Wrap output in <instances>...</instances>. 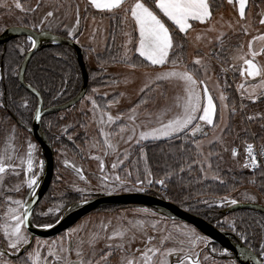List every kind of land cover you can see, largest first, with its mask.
<instances>
[{"label":"rangeland","instance_id":"374dc122","mask_svg":"<svg viewBox=\"0 0 264 264\" xmlns=\"http://www.w3.org/2000/svg\"><path fill=\"white\" fill-rule=\"evenodd\" d=\"M16 3H20L23 10L17 8ZM220 5H222V9H220V11H217L218 15L215 16V18L211 17L210 21L203 24L195 22L193 23V28L189 29L190 33H184L187 40L189 41L191 54L189 58L192 57L193 62L197 58L201 59L203 67L197 66L201 73V80L206 81L207 88L209 89V94L213 96L216 106L218 105L220 107L219 124L209 132L204 130V133H206V135L197 133L196 136L193 137L191 136L190 131H188L180 136V138L183 137L182 139L185 142H191L195 150V165L198 166L201 174L203 175V178L211 176L210 168L212 169L211 158L213 156L217 158V164L220 165L222 170H239L242 168V165L240 164L241 160L236 155L233 156L232 154L234 140L236 135L240 131L241 126L239 116H236L234 118L235 131L233 136L223 137L221 135V131L225 123L226 113L225 109L222 107V104H224V102H222L219 98L222 93L220 90L217 75L229 76V74H232L231 72H237V69L242 66V62H234L232 57L237 55L241 49L243 52L247 53L248 43L250 41H253L254 37L258 35H264V24L260 23V20L264 19V2L257 10H254L253 6L251 5L250 8L247 7V4L245 10V19H241L239 17L235 18L233 16V14L237 16L239 15L235 2L233 4H229L228 1L225 0L223 4L213 5V8L219 9V7H221ZM92 10L94 9L89 6V4H86L83 0H0V31L6 26L31 25L30 27H32L35 31L48 30L54 34L73 39L82 48L87 49V47H90L93 53H99V51H102L104 47L105 36L107 32V18L93 16L91 13ZM49 11H52L54 15L45 19L46 14ZM99 13L107 15L115 14L116 11H102ZM77 19H79V23H77ZM33 25H36V27H33ZM130 28L131 21L130 23L128 22L127 25L123 22L122 29L118 36L120 45L124 46L122 52H120V58L123 60H126L128 58L129 42L131 41ZM210 28L213 30L209 31ZM244 29H247V34H245ZM70 32L71 35H69ZM228 36H230L231 39L223 44L224 46H215V44ZM23 39H20V41L14 45V50L17 51L20 55H22L26 51H20V48L26 49V43L30 47V41L27 38ZM115 45L116 44H114V46ZM261 46V42H254V47L256 49H259ZM221 54L224 55L223 58L225 60L221 59ZM256 60L259 63L264 64V55L256 57ZM84 63L89 68L95 67L94 63L91 61V53H89L88 51L85 52ZM234 63L236 64L235 69L233 67ZM139 69L141 70L142 68ZM179 69L182 70L181 68ZM115 70L118 71L120 76L116 77L114 75V77H109L106 76L102 71L100 77H105V81L103 83L104 85L90 88L84 100L77 106H75L71 110V112L77 111V109L80 110V108L85 109L88 105H90L91 107V130L87 131L89 143L86 144V148L83 153L88 156H92V154H96V156H99L101 162H97L94 164V170L99 171L101 168H103L102 166L104 165V155L115 154L116 156L119 153L118 151L120 150L126 153L127 150L132 147V145L134 146L137 144L140 145L142 149L139 150L138 154L140 155V160L137 164L138 168L136 167L135 169L134 164L133 170L137 171L139 175L142 174L145 184L144 186H147V184H149V180L156 183V181H160L162 179H155L150 176V158L148 159V156L145 152V143L154 139H141L140 133L142 131H150L153 127H158L160 125L161 119L166 122L175 114L177 110L174 107V98L178 94H181V87L176 81H165V87H163L164 90L162 89L163 91H160V87H157V91L155 93H150L151 95L149 94V96L143 98L142 103L140 101L136 106L134 105L135 107H132L133 103L139 97V94H141L143 89L146 87L145 85L152 82L153 80H156L157 74L162 71H141L138 72L139 76L134 79L130 78L131 76H127L128 72L132 73V71L129 69L117 68ZM259 81V77H257L256 80H252L251 78L238 77L237 81L233 82L234 90L237 94L236 96L240 100V103L244 102L245 100L247 103H250L253 106L248 109V115L245 114L244 111V114L248 119H257L260 117H264V95H260L258 93L257 95L249 98L247 93H242L239 90V85L243 83L245 84V87H248L254 84H258ZM202 88L203 86H201V91ZM113 92H119L121 93V95L114 93L117 94L114 98ZM240 96H242L244 99ZM18 100V102L22 104L21 106L23 107L25 104H28V100L23 95H20L18 97ZM93 100L96 101V104L99 106L98 108H94L92 104ZM165 109H171V111H168L167 115H163ZM120 114H122V116H125V118H127V120H129L131 124H126L123 122L117 125V123H119L121 120ZM107 115L113 116L114 121L109 122L107 120ZM117 117H119V119H116ZM132 117H134L135 119H131ZM0 121L5 123L8 122L7 117L2 116L0 118ZM113 124L116 126L111 129V126ZM122 127L124 128V131L120 132V128ZM133 129H135L134 132ZM106 140L107 142H105ZM31 144L35 146L33 142H31ZM212 144H215V146L211 147ZM261 146L262 145H260V147ZM27 148H29L28 142H26L25 150ZM15 149L20 152L19 157L24 155L23 147H15ZM36 149L37 148L35 146L32 153L33 168L35 173L40 171L41 165L40 158L36 156V154H38ZM115 150H117L116 153L114 152ZM212 151L216 152V154L213 155ZM63 155L64 157L61 159L62 161L75 160V157L70 155V153H63ZM114 164L116 165L115 168L113 167ZM120 164V162H114L113 159L110 158L109 170H111L113 174H106V176L111 179L112 188H119L120 184H122L119 183L118 180H116V177L119 176L118 171L120 170ZM103 169L106 172L107 166ZM65 175L68 177V180L65 179V182L60 183V185L58 186L57 181L54 182V185H52L49 190V197L52 198V196L54 197L55 195L59 197L61 194H64L66 191H68V188H72L75 191L82 192L84 191V186H86V190H90L88 189V187H93L91 184H83L82 182L77 180L75 176L67 173H65ZM61 178L63 179V177ZM157 185L160 191L164 192L166 186L159 183H157ZM59 188L61 189L58 191ZM239 194L241 195V200L244 199L246 200L245 202L257 203L260 200L255 188H247V190H241ZM229 200L233 201L235 199ZM51 203L52 202L49 201L48 197L42 202V206L40 208L42 214L48 216H55L57 214L58 210L61 207L60 204L57 202L52 204ZM135 212L136 211L133 210L121 211L119 213L121 215H118L116 219H114V214H112V216L99 213L88 214L87 216L83 217L77 225L81 228L77 232H80L79 239L81 241H85L89 240L90 237H92L91 233L89 232L90 229H87L86 224L84 223L86 221H89L90 219L91 225L95 224L102 226L103 224H114L111 228V235H109V232L105 231L101 235L102 239L108 242L109 239H107L106 236H113V233L117 230H124L125 235L123 237H115H118V240L124 242L123 244L127 246L128 250L134 251V247L136 245H140L142 241H144V244L147 242V240L149 241V239L146 237L147 234L144 233L145 231L141 232L139 229H135L134 227L123 229V226H119L118 224L120 223V221H124L126 219L129 220V218L134 215ZM137 212L140 213L142 211L137 210ZM232 222L233 221L230 218H227L225 220L224 227L227 228L228 226H231ZM185 226L187 228L193 229L189 225L177 222L172 224L169 223V225L162 222L159 223L158 234L159 248L161 249V251L174 249V253L176 255H180L181 253L179 254V252L181 248L187 251L190 247H192L190 246L187 238L182 235V232L185 230ZM82 227H84L85 229ZM82 229H84V232L81 231ZM161 241H163V243H161ZM206 241L207 240L203 238L202 240L197 242L196 246L192 249L193 261L197 260V255H195L196 253H194V251L198 247L200 248L205 245ZM37 247H39L40 249V244L35 245V247L31 251H33ZM147 248H150V246ZM147 248L146 245L143 246V252ZM139 249L141 248L139 247ZM78 250L81 249H75L73 253L70 254H68L67 251L64 250L63 255H60L68 259L70 257L76 256ZM46 252L48 253V248ZM137 254L138 251L136 254L132 253L131 259H133L134 261L138 260V258H136ZM204 257L205 255L199 258L198 264H204L203 262H201ZM160 259L161 256L159 253H157L154 261H156L158 264ZM163 259L168 260L169 264H171L172 260L168 257H163ZM124 260V257H121L120 260L115 259L112 262L113 264H124ZM208 262L209 264H235L233 261H228L226 259H223L222 261L214 260L212 263L208 259ZM54 263V258L52 257V260L50 262L48 261V264ZM101 264L103 263L101 262Z\"/></svg>","mask_w":264,"mask_h":264},{"label":"flooded vegetation","instance_id":"af4514ba","mask_svg":"<svg viewBox=\"0 0 264 264\" xmlns=\"http://www.w3.org/2000/svg\"><path fill=\"white\" fill-rule=\"evenodd\" d=\"M5 28H3L0 31V33ZM19 38H26V37H19ZM12 40L8 41L3 45H0V47L5 46ZM17 73L14 74L13 76L18 81ZM7 78L8 75H6L3 67L0 64V118L1 116L7 117V121H8L7 123L0 121V152H3L6 147H9L11 145V147H14V149L15 147H23L24 155L19 157L20 152L15 149L13 160L9 162L11 164V167L6 166V172L5 174H2L4 176V180H3V187L0 188V217H4L5 212L7 210V206L15 207V205L11 203V200H22L25 202L27 196L31 195L32 191L36 192V190L39 188L41 184V181L43 179V174L46 169L43 149L40 143L38 142V140L35 138V136L31 133V130L33 129L32 117L34 111L37 108L38 100L35 96H33L28 91H26L18 81L19 87L22 89V95L26 97V99L28 100L27 107L21 106L22 104L18 102L19 101L18 98L15 99L12 95L9 94L7 87L8 85ZM33 89H35L39 93L42 100L43 108L61 105L72 99L79 92L78 91L75 95H73L72 97L66 100H59L56 103H51V102L48 103L47 101L44 100L42 94L36 88ZM87 93H88V89L86 90L82 99L79 100L75 105L57 111L55 113L45 114L40 118L38 132H40V134L43 137H45L46 141L49 143L52 149L53 169L45 191L43 192V194L41 195L37 203L33 206L30 212V220L33 226L35 227L47 228L49 227V225L51 227L63 217L65 212L72 205L78 202L100 197L102 195L139 194L143 196L145 195L149 197L161 198L163 200H167L165 197H163V192L160 191L157 183L152 182L147 184V186H144L145 184L143 181L142 174L139 175L137 171L133 170L134 164L136 169L138 161L140 160V155H138L139 150L142 149L140 145L137 144L134 146L132 145V147L128 149L126 153H124L122 150L118 151L119 153L117 154L118 156L116 155L117 157L115 156V154L104 155L103 156L104 162L102 161L104 165L102 167L104 168L107 166L106 172L104 171L103 168H101L99 171L93 169L95 163L101 162L99 156H96V154L94 155L92 154V156H88L83 153L86 148V144L89 143V137L87 135L88 134L87 131L91 130V107L90 105H88L87 108L85 109L80 108V110L77 109V111L71 112V110L75 106H77L79 103H81L84 100V98L87 96ZM120 119L121 120L119 123H117V125L123 122L126 124L130 123V121L127 120L125 116H122V114H120ZM114 126L116 125L113 124L111 126L112 128L111 127L110 128L113 129ZM13 129H15L14 139H12ZM26 142L28 143L33 142L37 148L36 151L38 154H36V156H38L41 161L40 171H38L37 173L34 172L33 167L31 171H29L27 168L26 161L28 159L27 154L29 148L25 150ZM9 150L11 151V148H9ZM114 152L116 153L117 150H115ZM63 153H67V154L70 153V155L75 157V160L62 161L61 159L64 157ZM110 158H112L114 162L117 161L121 163L119 167L120 170L118 171V175L120 176L119 183L122 184H120L119 188H112L111 179L106 176V174L107 175L113 174L112 171L109 170ZM21 160H24L25 163L21 164ZM65 173L75 176V178L80 182H82L83 184L85 185L91 184L93 187L90 188L88 187V189L90 190H86V186H84L85 188L84 191L82 192H78L73 190L72 188H68V191H66L64 194H61L59 197L57 195H55L54 197L52 196V198L49 197L48 193L52 185H54V182L57 181V186H58L60 185V183L65 182V179L68 180V177L65 175ZM61 177H63V179ZM31 178H35L37 180V183L32 188H29L28 181ZM16 187L19 188V191L12 190ZM60 189L61 188H59L58 191ZM9 197L11 198V200H8ZM47 197L49 198L50 202L52 203L57 202L61 206L55 216H50V215L48 216L42 214V212L40 211L42 202ZM5 201H7V204L5 203ZM236 202H245V201L237 200ZM203 203L209 206L213 204L212 201H204ZM217 204L218 206H220V210L223 214L232 212V211H225L228 207H230L233 204L231 203L230 200H226L224 202ZM178 207L187 211L186 208L180 206ZM141 209H147V211L146 212L142 211L138 213L137 210H141ZM124 210H133L136 212L134 213V215H132L129 218V220L126 219L124 221H120V223L117 222L119 223L118 225L123 226L122 227L123 229L134 227L135 229H139L141 232L145 231L144 233L147 234L146 237L148 239L152 238L150 245L148 240L145 244L144 241H142L140 245H136L134 247L135 249L133 251V250H128L127 246L123 244L124 242L117 239L118 237H114L108 242L104 241L101 235L105 231L109 232L110 233L109 235H111L112 233L111 228L114 224L113 225L103 224L106 225L107 227L106 229H102L100 225H95V224L91 225V219L89 221L85 220L87 223L86 222L84 223L86 224L87 229L91 230V231L89 230L91 235L98 234L100 238L98 239L97 242H95L94 246L89 245L90 239L85 241L83 240L81 241L79 239L80 232L79 233L77 232L81 228L77 225L82 220L83 217L87 216L88 214L99 213L103 215L107 214L110 216L114 214V219H116L118 215L119 216L121 215L119 213ZM227 218L228 217H224L223 220H221V222L223 223V227L217 228L215 224L212 225L221 231L227 230L232 232L235 236L233 240L235 242L242 243L244 246L249 248L257 256L259 261L262 264H264V254H262V245H264V240L263 239L260 240V245L257 248L255 247L256 249H254L252 243L250 244L248 240L240 237V235L236 233V231L233 228L234 226L233 222L231 226H228L227 228L224 227L225 220ZM137 222H139V224L141 225L140 227L136 226ZM160 222L166 223L167 225H169V223L172 224L176 222L189 225L190 227L195 229V231L200 237L205 238L207 240L205 245H203L200 248L198 247L194 251V253H196L195 255H197L198 261L199 258L205 255V257L201 260V262H203L204 264H209L208 259L211 261V263L214 260L222 261L223 259H226L228 261L229 260L233 261L235 264H239L235 260L234 254L231 251L224 248L220 243L213 241L212 239H210L209 237L198 231L193 225L184 221L171 219L167 217V215H165L159 209L143 203H128L121 205L110 204V205L99 206L82 215L80 218L74 221L71 225L67 226L65 229L48 237L32 236L31 233L25 227L26 233L29 236V244L25 245V248H27L28 251H31L35 247V245H37L39 242L41 246L40 252L42 254V257L46 258L47 261L49 262L52 260V257L49 258L50 256H48V253L46 251L50 245L55 243L57 248H59L60 245H63L64 250H66L68 254L73 253L75 249H81L79 251H82V256L78 257L76 254V256L67 259V261L70 262H76L82 259L85 262L91 260L93 264H95V262L97 261H99V264H101V262L103 264H113L112 261H114L115 259L120 260L121 257H124L125 259L124 264H126V261L128 259H131L132 253L136 254L137 249H139L140 247L141 248L139 249L140 252L138 251V254L136 256V258H138L136 262L137 264H140V258L143 252L142 250L143 246L146 245V248L149 246L150 248H159L158 227ZM84 229H82L81 231L84 232ZM109 235L106 236V238L109 237ZM119 244H123L124 249L117 248L116 245ZM109 245H111L112 247H108ZM0 252L5 253L3 257H0V261H7L10 262V264H24V258L27 255L24 249H19L14 252L11 248H9L7 240L3 237L2 232H0ZM63 252H61L60 254L63 255ZM182 253L183 252L180 251L179 252L180 255H176L175 253H173L171 256H168V258L172 260L171 264H180V260L183 257ZM149 255H151V253H149ZM102 256H107V259H101ZM155 257H153V260ZM54 262L56 264H64V261H59V262L54 261ZM29 264H31V261H29Z\"/></svg>","mask_w":264,"mask_h":264},{"label":"trees","instance_id":"16d2710c","mask_svg":"<svg viewBox=\"0 0 264 264\" xmlns=\"http://www.w3.org/2000/svg\"><path fill=\"white\" fill-rule=\"evenodd\" d=\"M216 1L221 2L223 0ZM263 2L264 0H248L247 7L250 8L251 5L254 10H257ZM91 13L93 16L108 18L111 24L106 50L101 54H92V61L95 67L89 68L85 65L88 74V90L104 85L105 77H100V75L104 67L108 65L124 64L135 68H150L136 56L129 63L117 59L114 46L120 27L117 15H104L94 10ZM21 26L33 29L30 27L31 25ZM173 37L174 44L177 47L170 53V61L179 57L180 62L178 66H187L189 69H192L194 62L189 58L191 55L189 44L181 34L174 32ZM20 39L23 38H16L5 46L0 47V64L6 75H8L7 87L9 94L15 99L22 95V89L13 75L17 73L24 54L30 48L26 43V51L22 55L15 51L14 45ZM229 39H231L230 36L224 38L222 43L220 41L215 46H224L223 44ZM82 51L84 59L85 52L88 50L82 48ZM220 56L221 59L225 60L223 54ZM169 64L172 65L171 62ZM195 67L198 68L197 66ZM231 73V75L229 74L231 77L228 75H217L221 93L226 97V100L223 102L227 104V108H224L226 116L221 135L223 137L233 136L235 131L234 118L239 116L241 126L240 131L235 137L234 147H239L240 149V154L237 157L241 160V169L222 170L220 165L217 164V158L213 156L211 158V176L203 178L198 166L195 165V150L191 142H185L182 139L183 137L180 138L186 132L172 138L150 140L145 143V152L148 159L150 158V176L155 179L161 178L164 181L166 188L163 192V197L177 206L186 208L187 211L198 215L207 222L215 224L217 228L223 227L221 220L224 217L230 218L233 221V228L236 233L248 240L250 244L252 243L254 249H256L260 245V240H264V213L256 210L240 209L223 214L220 206L217 204L234 198L236 201H246L244 199L241 200L240 191L247 190V188H255L260 198L257 203L264 205V171L262 168L251 170L245 167L242 154L244 145L251 141L259 146L262 145L261 147L264 150V117L257 119L246 118L245 114H247L248 109L252 105L245 100L240 103V100L236 96L233 82L237 81L238 77H241L238 71ZM198 79L201 80L200 71ZM24 80L31 87L36 88L42 94L45 101L56 103L59 100H66L72 97L79 91L82 76L72 48L67 45L45 46L39 48L31 56L24 73ZM164 85V82L157 81L144 88L132 107H135L140 101L142 103L143 98L149 96L150 93H155L157 87H160V91H163ZM115 95L117 94H113L114 98ZM240 97L243 98L242 96ZM216 107L215 127L219 124L220 120V107L218 105ZM233 109L235 110V114H232ZM215 127L210 126L206 131L209 132ZM214 146L215 144L211 145V147ZM212 154L214 155L216 152ZM204 201H212L213 204L211 206L205 205Z\"/></svg>","mask_w":264,"mask_h":264},{"label":"snow or ice","instance_id":"6c2138e0","mask_svg":"<svg viewBox=\"0 0 264 264\" xmlns=\"http://www.w3.org/2000/svg\"><path fill=\"white\" fill-rule=\"evenodd\" d=\"M234 2L238 4L240 18L245 19V10L248 0H228L229 4H233ZM125 3L126 0H89V4L98 10L114 12L115 10L123 9L125 19H127L128 13L130 12L135 29L138 30L139 33L138 47L136 48L139 56L150 62L151 65L163 66L171 62L172 68L158 73L156 79L157 81H176L181 87V94H178L174 98V107L177 110L175 114L166 122L161 119L158 127H153L150 131H142L140 133L141 139L151 138L156 140L160 138H172L180 133L188 131H190L193 137H195L197 133L206 135L201 124L194 122L200 121L203 122L204 125L215 127L214 117L217 114V107L214 103L213 96L209 94L206 81L198 79L199 68L195 66L203 67L202 61L200 58H197L194 61L192 69L185 66L183 70L178 68L180 62L179 57L171 59L170 61V53H172L177 46L174 44V37L170 32V27L167 25V22H171V25H174L180 33H188L189 29L193 28L192 22L203 24L210 21L212 17L210 0H152L151 4H149L147 0H134V3H132L129 8H124ZM16 7L23 10L20 3H16ZM53 15L54 13L49 11L45 19ZM163 18H166V20ZM77 23H79V19H77ZM260 23L264 24V19H261ZM33 27H36V25H33ZM212 30L211 28L209 29V31ZM244 31L245 34H247V29H244ZM69 35H71V32ZM27 39L30 41V47L35 48L37 43L36 40L31 36ZM255 41L261 42L262 46L259 49L254 47ZM20 51L23 52L25 49L20 48ZM261 55H264V35H258L253 38V41L248 43L247 53L243 52L241 49L237 55L232 57L234 62H242V66L237 69L241 77L251 78L252 80H256L257 77L260 78L258 84H254L249 88H246L243 83L239 85V90L242 93H247L249 98L258 93L264 95V64L256 60V57ZM233 67L234 69L236 68L235 63ZM201 86H203L202 91ZM219 98L222 102L226 100L223 94H221ZM205 100L206 103L204 102ZM92 104L94 108L99 107L95 100L92 101ZM24 107H27V104H25ZM222 107L226 109L227 104H222ZM168 111H171V109H165L163 115H167ZM232 114H235L234 109L232 110ZM116 119H119V117ZM131 119L134 120L135 118L132 117ZM107 120L113 122L114 118L111 115H107ZM123 131L124 128H120V132ZM134 131L135 129H133V132ZM14 133L15 129H13L12 139H14ZM105 142H107V140ZM9 148H11V151ZM34 148L35 146L29 143L28 159L26 161L29 171H31L33 167L32 152ZM14 153L15 149L11 147V145L6 147L3 152H0V188L3 187L4 176L2 174H5L6 166L11 167L9 162L13 160ZM232 154L233 156L237 154L235 149L232 150ZM247 154L251 161V165L255 168L257 166V159L253 154L252 144H247ZM23 163H25V161L21 160V164ZM248 166V164H245V167ZM113 167L115 168L116 165L114 164ZM116 180L119 181L120 177L117 176ZM36 183L37 180L31 178L28 181V187L32 188ZM149 183H152V181L149 180ZM156 183L163 185L164 181L160 180L156 181ZM12 190L19 191V188L16 187ZM8 200H11V198L9 197ZM5 203L7 204V201H5ZM11 203L14 204L15 207L7 206L4 217H0V232H2L3 237L7 240L9 248L14 252L19 249H24L27 253L24 258V264H29V261H31V264H48L47 259L42 258L39 247L33 251H28V249L25 248V245L29 244V236L26 233L25 226L29 223L30 210L22 200H11ZM231 203L235 204L236 201L233 200ZM140 211L146 212L147 209H141ZM136 226L140 227L141 225L137 222ZM101 227L102 229H106L107 226L102 225ZM124 235V230H117L113 233V236L107 238L111 240L115 236L123 237ZM182 235L187 238L192 247L187 251L181 248L180 251L183 252V258L180 260V264H186V262L187 264H198V259L195 261L192 260V248L203 238L197 235L195 229L187 228L186 226ZM99 238L98 234H93L89 240V245L94 246ZM151 239L152 238H149V243ZM161 243H163V241H161ZM108 247L112 246L109 245ZM116 247L124 249L123 244L116 245ZM63 251V245L57 248L56 244L53 243L48 248V256L53 257L54 261H64V264H93L91 260L87 262L82 259L76 262L67 261L66 257L60 255ZM137 251L140 250L137 249ZM174 251V249L161 251L160 248H147L141 254L140 264H157V262L153 260V257H155L157 253L161 256L158 264H169L168 260L163 259V257L171 256ZM149 253H151V255H149ZM262 254H264V245H262ZM4 255L5 253L0 252V257ZM77 256L81 257L82 251L78 250ZM101 259H107V256H102ZM0 264H10V262L0 261ZM95 264H99V261L95 262ZM126 264H137V262L133 259H128Z\"/></svg>","mask_w":264,"mask_h":264},{"label":"water","instance_id":"95a60500","mask_svg":"<svg viewBox=\"0 0 264 264\" xmlns=\"http://www.w3.org/2000/svg\"><path fill=\"white\" fill-rule=\"evenodd\" d=\"M31 36L36 40V47H30L28 51L24 54V57L18 68V81L20 85L33 96H35L38 100V105L36 110L33 113L32 123L33 129L31 133L35 136V138L40 143L43 153L45 156L46 169L43 174V179L39 188L36 192L32 191L31 195H28L25 200L26 207L30 210L37 203L43 192L45 191L48 182L50 180L52 169H53V154L52 149L49 143L46 141L45 137H43L40 132H38V126L40 118L45 114L55 113L57 111L66 109L75 105L79 100L84 96L87 85H88V74L86 70V66L83 59V51L82 48L77 44L73 39H69L63 37L61 35L54 34L48 30L35 31L29 27L25 26H9L6 27L0 33V45L7 43L12 39H16L19 37L28 38ZM67 45L73 49L76 57L77 64L81 71L82 76V84L79 92L69 101L48 108H43L42 100L39 93L27 85L24 81V73L27 68V64L31 58V56L39 49L45 46H60ZM38 117V118H37ZM128 203H143L149 206H153L163 212L167 217L175 220H180L187 222L193 225L198 231L212 239L220 243L224 248L228 249L234 254L235 260L239 264H262L257 256L242 243L235 242L233 238L234 234L227 230H219L209 222L203 220L199 216L191 214L172 202L167 200H163L161 198H154L149 196H143L139 194H111V195H102L100 197L92 198L86 201L78 202L72 205L63 215V217L53 226L47 228H38L33 226L29 217V223L25 226L27 230L31 233L32 236L38 237H48L54 235L61 230L65 229L67 226L71 225L74 221L80 218L85 213L91 211L94 208L104 205H121ZM240 209H249L256 210L264 213V206L254 202H236L228 207L225 211H236ZM31 236V237H32Z\"/></svg>","mask_w":264,"mask_h":264},{"label":"crops","instance_id":"0c3cea01","mask_svg":"<svg viewBox=\"0 0 264 264\" xmlns=\"http://www.w3.org/2000/svg\"><path fill=\"white\" fill-rule=\"evenodd\" d=\"M86 4H89V0H83ZM228 1V0H227ZM126 2H129V3H126L125 5H124V8H129L130 6H131V4L132 3H134V0H131V1H129V0H126ZM147 2L149 3V4H151L152 3V0H147ZM216 2V3H215ZM225 2V0H223V1H221V2H218V1H216V0H210V4H211V8H212V18H215V16H217L218 15V12L217 11H220V9H222V5H220L221 7H219V9H217V8H213L214 6L213 5H215V4H223ZM236 4V6H237V11H238V4L237 3H235ZM248 4V3H247ZM89 6H91L90 4H89ZM92 7V6H91ZM94 10H96V11H99V12H109V11H104V10H98V9H95L94 7H92ZM116 11V13L114 14V15H117L118 16V18H119V25H120V27H119V33H120V31H121V29H122V26H123V22L127 25L128 24V22L130 23V21H131V28H130V36H131V41L129 42V49H128V58L126 59V60H123V59H121L120 58V52H122V49H123V45H120V43H119V39H118V36H119V34H118V36H117V39H115V49H116V55H117V59L118 60H120V61H122V62H126V63H129L130 61H132L133 60V58L136 56V57H138V58H140L145 64H147L150 68H143V69H139V68H135V67H131V66H128V65H124V64H111V65H108V66H106V67H104V69H103V73L106 75V76H109V77H114V75L116 76V77H118V76H120L119 75V73H118V71H116L115 69H117V68H122V69H129V70H131L132 71V73H129L128 72V77L129 76H131L130 78H136V77H138L139 75H138V72H141V71H145V70H152V71H157V72H160V71H166V70H170L171 68H172V65H170L169 63L168 64H166V65H163V66H161V65H151L150 64V62H148V61H146V60H144V58L143 57H140L139 56V53L136 51V48L138 47V38H139V33H138V30H136L135 29V25H134V22L132 21V19H131V16H130V12L128 13V17H127V19H125L124 18V16H125V13H124V10L123 9H119V10H115ZM239 14V13H238ZM162 15V14H161ZM233 16L236 18V17H239L240 18V16L238 15H234L233 14ZM163 19H165L166 20V18H163ZM106 23H107V32H106V36H105V42H104V47H103V49H102V51H99V53H93L92 51H91V48L90 47H87V50H88V52L89 53H91V61H92V54H101V53H103L105 50H106V48H107V44H108V40H109V31H110V20L107 18V20H106ZM192 23H195V22H192ZM167 25L170 27V32L172 33V35H173V33L174 32H176L177 34H181V35H183V37L185 38V40L187 41V43L189 44V41L187 40V38H186V36L184 35V33H180L179 32V30L174 26V25H171V22H167ZM190 33V31H188V33H185V34H189ZM114 49V50H115ZM191 59H192V57H191ZM93 62V61H92ZM179 68H181L182 70L184 69V67H181V66H178ZM127 77V78H128ZM154 82H157V79L156 80H153L152 82H150V83H148V84H146L145 86L146 87H148V86H150L152 83H154ZM162 82H165V81H162ZM145 87V88H146ZM249 87H251V86H246V88H249ZM114 93H117V94H120L121 95V93H119V92H113V94ZM204 102H206V100L204 101ZM215 103V102H214ZM200 114H202V113H200ZM215 118V117H214ZM194 123H200L201 124V126H202V128H203V131L204 130H206L208 127H210L209 125H204L203 124V122H200V121H196V122H194Z\"/></svg>","mask_w":264,"mask_h":264},{"label":"built area","instance_id":"2783aa9c","mask_svg":"<svg viewBox=\"0 0 264 264\" xmlns=\"http://www.w3.org/2000/svg\"><path fill=\"white\" fill-rule=\"evenodd\" d=\"M247 144H252L253 145V154L256 156L257 159V166L254 168L251 165V161L248 157L247 154ZM247 144L244 145V147L242 148V154H243V158H244V163L248 164V168L251 170L257 169V168H262L264 171V150L263 148H261L259 145H257L256 143H254L253 141L248 142ZM233 149H235L236 151V156L240 154V149L239 147H234Z\"/></svg>","mask_w":264,"mask_h":264}]
</instances>
